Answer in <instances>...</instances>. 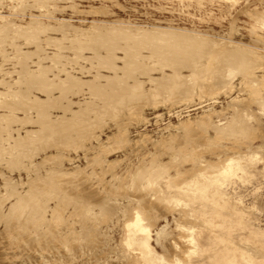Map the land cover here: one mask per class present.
Segmentation results:
<instances>
[{"label":"rangeland","instance_id":"1","mask_svg":"<svg viewBox=\"0 0 264 264\" xmlns=\"http://www.w3.org/2000/svg\"><path fill=\"white\" fill-rule=\"evenodd\" d=\"M1 13L19 27L0 30V264L142 262L126 243V224L137 215L168 256L162 264H264L261 236L250 233L264 235V0H0L3 24ZM66 22L73 24L67 34L48 30ZM33 23L40 25L31 31ZM92 23L203 36L198 45L171 44L175 52L140 41L141 33L73 39V28ZM230 38L244 44L217 51ZM231 46L244 48L236 57ZM230 160L248 166L223 185L226 207L217 206L212 185L207 199L196 198L200 182ZM167 222L158 245L154 232Z\"/></svg>","mask_w":264,"mask_h":264},{"label":"bare ground","instance_id":"2","mask_svg":"<svg viewBox=\"0 0 264 264\" xmlns=\"http://www.w3.org/2000/svg\"><path fill=\"white\" fill-rule=\"evenodd\" d=\"M17 1V0H16ZM48 2V1H47ZM25 3V2H24ZM44 3H46V1L44 2ZM145 3V2H144ZM183 3V2H182ZM59 4V3H58ZM72 4V3H71ZM196 4V3H195ZM31 5V3H29V5L27 6V7H29ZM48 5V4H47ZM52 5H54L55 6V4H52ZM73 5V4H72ZM123 5V4H122ZM168 5V4H167ZM210 6V5H209ZM248 6V5H247ZM31 7V6H30ZM62 7V6H61ZM73 7V6H72ZM71 7V8H72ZM165 7V6H164ZM203 7V6H202ZM219 7V6H218ZM58 8V7H57ZM63 8V7H62ZM76 8V7H75ZM121 8H122V6H121ZM124 8V7H123ZM126 8V7H125ZM224 8V7H223ZM20 10H21V8H19ZM24 9V8H23ZM25 9H26V7H25ZM39 9V8H38ZM55 8H53V10H54ZM78 9V8H77ZM97 9V8H96ZM134 9V8H133ZM203 9V8H202ZM57 10V9H56ZM58 10H61V9H58ZM75 10V9H74ZM95 10V9H94ZM148 10V9H147ZM167 10V9H166ZM22 11V10H21ZM50 11V10H49ZM55 11V10H54ZM212 11V10H211ZM258 11V10H257ZM70 12V11H69ZM101 12V11H100ZM106 12V11H105ZM112 12V11H111ZM187 12V11H186ZM191 12V11H190ZM261 12H263V11H261ZM30 13V12H29ZM40 13H43V12H40ZM80 13V12H79ZM258 13V12H257ZM260 13V12H259ZM6 14V13H5ZM222 14V13H221ZM253 14V13H252ZM1 19H2V21H3V24H0V30L2 29V28H5V27H10V28H12L11 27V24H15L16 22L13 20L12 22H11V24H10V21L9 20H12V19H10V18H8L7 19V16H5L4 15V13L2 14L1 13ZM10 15V14H9ZM217 15V14H216ZM195 16V15H194ZM252 17H253V15H252ZM264 17V16H263ZM237 18V17H236ZM239 18V17H238ZM254 18V17H253ZM257 18V17H256ZM22 19V18H21ZM71 19V18H70ZM129 19V18H128ZM8 20V21H7ZM33 20H34V18H33ZM130 20V19H129ZM220 20V19H219ZM260 20H261V18H260ZM56 21V20H55ZM257 21V20H256ZM35 22H37V20L35 21ZM39 22V21H38ZM61 22V21H60ZM259 22V21H258ZM18 23V22H17ZM17 23H16V25H17ZM31 23V22H30ZM30 23H28V24H30ZM40 23V22H39ZM63 23V22H62ZM61 23V25H60V23H58L59 25H57L56 24V27H55V25H51V26H49V28H48V24L46 25V30H47V28H48V30H50V27L53 29V27L52 26H54V29L56 28V31L58 30V31H60V32H62V33H64V34H67V33H69L70 32V29L69 28H67V26H69L70 24H72V22L71 23H68V22H66V29H65V24H62ZM65 23V22H64ZM69 25H68V24ZM127 23V22H126ZM133 23V22H132ZM260 23V22H259ZM19 24H21V23H19ZM23 24V23H22ZM21 24V25H22ZM41 24V23H40ZM40 24H38V25H40ZM124 24V23H123ZM123 24H111V25H109V24H99V23H92V25H90L87 29H78V28H73L71 31H74L75 33H74V36H73V39L74 38H78V37H82V38H84V40H85V38H89L90 37V39L91 40H95V39H98V38H103V37H106V39H108V38H113L114 40L115 39H118L119 38V36L120 37H125V36H129V37H131L132 35L133 36H135V37H138V35L137 34H140L141 33V35L138 37V38H142V39H139L140 41L142 40V42H144V41H147V39L149 40H151L152 42H155V44L156 43H161V44H164L165 46H169V44H170V46H171V44L173 45V44H178L180 47H181V45H182V47H183V45H184V48H185V45H186V47H187V43H188V47L190 46L189 45V43L191 44V42L190 41H192V42H194L193 40L194 39H196V41H195V45H198V43H200V41H199V39H200V37L201 36H203L202 34L201 35H198V34H200V32H198V31H193V30H188L189 32H187V31H184L183 32V30L182 29H177V28H169V29H166V28H158V29H156V28H130V27H128V28H126V27H124V25ZM20 25V26H21ZM24 25V24H23ZM31 25H32V23H31ZM38 25H37V23H33V26L30 28V26H28L29 27V29H31V31H33L32 30V28L34 27V28H39L38 27ZM50 25V24H49ZM63 25V26H62ZM73 25V24H72ZM18 26V25H17ZM16 26V27H17ZM76 26V25H75ZM156 26V25H155ZM253 26H255V25H253ZM19 27V26H18ZM18 27H17V29H18ZM45 27V26H44ZM69 27H72L71 25L69 26ZM82 28V27H81ZM25 29V28H24ZM28 29V28H27ZM26 29V30H27ZM28 29V30H29ZM41 29H42V27H41ZM45 29V28H44ZM52 29H51V31H52ZM184 29V28H183ZM3 30V29H2ZM35 30V29H34ZM179 30V31H178ZM181 30V31H180ZM187 30V29H186ZM30 31V30H29ZM31 31H30V33H31ZM37 31V30H36ZM36 31L34 32V33H36ZM39 31V30H38ZM41 31V30H40ZM43 31H45V30H43L42 29V31L41 32H43ZM67 31H69V32H67ZM255 31H256V29H255ZM4 32H6V30L4 31ZM21 33H22V31H20ZM46 32V31H45ZM128 32V33H127ZM183 32V33H182ZM192 32V33H191ZM264 32V31H263ZM2 33V32H1ZM185 33V34H184ZM18 34V33H17ZM24 34H27L26 32L25 33H22V35H23V37H25L26 38V36H24ZM124 34H125V36H124ZM257 34V33H256ZM11 35V34H10ZM14 35V34H13ZM32 35H34L33 33H32ZM258 35V34H257ZM1 36V35H0ZM51 36V35H50ZM20 37V36H19ZM35 37V36H34ZM38 37V36H37ZM40 37V36H39ZM49 37V36H48ZM52 37V36H51ZM16 38H18V36L16 37ZM70 38V37H69ZM229 38V37H228ZM1 39V38H0ZM19 39V38H18ZM39 39V38H38ZM37 39V40H38ZM48 39V38H47ZM63 39V38H62ZM79 39V38H78ZM89 39V40H90ZM103 39H105V38H103ZM135 39V38H134ZM193 39V40H192ZM204 40H205V38H203ZM223 39V38H222ZM33 40H35V39H33ZM66 40H67V38H66ZM112 40V39H111ZM160 40H164V42H161ZM224 40H226L225 39V37H224ZM4 41V40H3ZM57 41V40H56ZM99 41H102V40H99ZM109 41H110V39H109ZM132 41V40H131ZM134 41V40H133ZM29 42H31V41H27V43L29 44ZM48 42V41H47ZM52 41H50L49 43H51ZM55 42V41H54ZM78 42H80V41H78ZM114 42V41H113ZM112 42V43H113ZM127 42V41H126ZM139 42V41H138ZM206 42V41H205ZM219 42V41H218ZM217 42V43H218ZM12 43H14V42H12ZM12 43H10V44H12ZM32 43V42H31ZM53 43V42H52ZM91 43V42H90ZM101 43V42H100ZM54 44V43H53ZM56 44V43H55ZM57 44H58V42H57ZM86 44V43H85ZM88 44H89V42H88ZM129 44V43H128ZM149 44V43H148ZM154 44V43H153ZM166 44H168V45H166ZM211 44V43H210ZM213 44V43H212ZM233 45V44H239L240 46H241V44H244L243 42H240L239 40L237 41L236 39L234 40V39H229L228 41H222V42H220V43H218L217 44V46H215L216 48H217V51H218V48L219 49H224L225 50V48H227L228 46L227 45ZM245 44H246V42H245ZM17 45H19V44H17ZM16 44H15V46H17ZM37 45V44H36ZM39 45V44H38ZM51 45V44H50ZM127 45V44H126ZM125 45V46H126ZM131 45V44H130ZM176 45H173V47H175ZM191 45H193V44H191ZM235 45H233V46H235ZM236 45V46H237ZM247 45V44H246ZM2 46V45H1ZM56 46H61V45H55L54 47H56ZM86 46V45H85ZM88 46V45H87ZM89 46H91V45H89ZM95 46V45H94ZM106 46H108V45H105V47ZM114 46H115V44H114ZM158 46H160V45H158ZM162 46V45H161ZM179 46H177L178 48H180ZM212 46V45H211ZM214 46V45H213ZM233 46H231V47H233ZM235 46V47H236ZM245 46V45H244ZM248 46L251 48V49H256V45L255 46H253V45H251V44H248ZM20 47V46H19ZM22 47V46H21ZM103 47V46H102ZM130 47V46H129ZM137 47H139V46H137ZM172 46L171 47H169V50L171 49V48H173ZM194 46H191L190 48H193ZM210 47V46H209ZM235 47H233L234 48V52H235V50H237L238 48H235ZM248 47V48H249ZM3 48H5L4 46H3ZM60 48V47H59ZM62 48H64V47H62ZM79 48H84V47H79ZM93 48V47H92ZM96 48V47H95ZM104 48V47H103ZM108 48H110V47H108ZM184 48H181V49H184ZM216 48H214V49H216ZM233 48H228V49H233ZM240 48H244V47H239V49ZM16 49V48H15ZM97 49V48H96ZM168 49V48H167ZM181 49H179V50H181ZM213 49V50H214ZM238 49V50H239ZM259 49V48H258ZM21 50V49H20ZM20 50L18 51V53L20 52ZM35 50H37V49H35ZM73 50V49H72ZM83 50V49H82ZM109 50V49H108ZM117 50V49H116ZM160 50V49H159ZM165 51H166V48L164 49ZM172 50V49H171ZM171 50H170V52H171ZM179 50H177L176 51V54H177V52L179 51ZM213 50H209L210 51V53H212L213 52ZM242 50V49H241ZM4 51V50H3ZM29 51V50H28ZM34 51V50H33ZM32 51V52H33ZM109 51H112L113 52V50L112 49H110ZM124 51V50H123ZM172 51H174V50H172ZM186 51V50H185ZM226 51H228V50H226ZM230 51H232L233 52V50H230ZM250 51V50H249ZM264 51V50H263ZM6 52H7V50H6ZM16 52H17V50H16ZM24 52H25V50H24ZM37 52V51H36ZM39 52H40V50H39ZM38 52V53H39ZM115 52V51H114ZM175 52V51H174ZM183 53H184V51H182ZM246 52V51H245ZM3 53H5V52H3ZM78 53V52H77ZM214 53H215V51H214ZM237 52H235V54H232V55H237L236 54ZM238 53H240V50H239V52ZM257 53H259V52H257ZM22 54V53H21ZM47 54V53H46ZM166 54H172V53H169L168 51H167V53ZM181 54V53H180ZM222 54V53H221ZM225 54H227V53H225ZM229 54V53H228ZM227 54V55H228ZM231 54V53H230ZM230 54H229V57H231L230 56ZM249 54H251V53H249ZM22 55H24V54H22ZM36 55H37V53H36ZM49 55V54H48ZM58 55V54H57ZM60 55V54H59ZM117 55V54H116ZM192 55V54H191ZM196 55V54H195ZM253 55V54H252ZM25 56V55H24ZM27 56V55H26ZM168 56V55H167ZM213 56V55H212ZM247 56V55H246ZM254 56H256V55H254ZM9 57V56H8ZM7 57V58H8ZM29 57V56H28ZM49 57H51V56H49ZM116 57V56H115ZM146 57V56H145ZM169 57V56H168ZM170 57H172V56H170ZM218 57V56H217ZM234 57V56H233ZM237 57V56H236ZM6 58V59H7ZM23 58V57H22ZM30 58V57H29ZM51 58H53V57H51ZM109 58V57H108ZM117 58H119V56L117 57ZM121 59H122V57H120ZM174 58V57H173ZM212 58V57H211ZM221 58V57H220ZM235 58V57H234ZM12 59H13V57H12ZM50 59V58H49ZM111 59V58H110ZM115 59V58H114ZM113 59V60H114ZM125 59H126V57H125ZM161 59V58H160ZM219 59V58H218ZM236 59H238V58H236ZM253 59V58H252ZM264 59V58H263ZM9 60V59H8ZM109 60V59H108ZM123 60H124V57H123ZM123 60H121V61H123ZM128 61H130L129 59H127ZM127 60H126V62H127ZM135 60V59H134ZM239 60V59H238ZM242 60H244V59H242ZM111 61V60H110ZM223 61H225L224 59H223ZM227 61V60H226ZM236 61V60H235ZM38 62H40V61H38ZM132 63H133V61H131ZM130 62V63H131ZM178 62H180L181 63V61H178ZM209 62V61H208ZM233 63H234V60L232 61ZM239 62V61H238ZM241 62V61H240ZM106 63V62H105ZM137 63V62H136ZM135 63V65H137ZM156 63V62H155ZM171 63H173V61L171 62ZM183 63V62H182ZM200 63V62H199ZM202 63V62H201ZM236 63V62H235ZM38 64V63H37ZM53 64V63H52ZM94 64V63H93ZM134 64V63H133ZM176 64V63H175ZM177 64H179V63H177ZM39 65V64H38ZM37 65V66H38ZM108 65H110L109 63H108ZM172 65V64H171ZM209 65V64H208ZM110 66H112V64L110 65ZM114 66V65H113ZM129 66V65H128ZM127 66V67H128ZM161 66H163L162 64H161ZM180 66V65H179ZM185 66V65H184ZM225 66H226V64H225ZM228 66H230V65H228ZM234 66V65H233ZM235 66H237V65H235ZM245 66V65H244ZM15 67V66H14ZM22 67V66H21ZM115 67V66H114ZM126 67V68H127ZM206 68V67H205ZM38 69V68H37ZM40 69H42V68H40ZM45 68H43L42 70H44ZM48 69V68H47ZM47 69H46V72H47ZM50 69V68H49ZM48 69V70H49ZM118 69V68H117ZM117 69H115V70H117ZM124 69V68H123ZM195 69V68H194ZM204 69V68H203ZM207 69H209V68H207ZM222 69V68H221ZM231 69V68H230ZM31 70V69H30ZM35 70V69H34ZM51 70V69H50ZM202 70V69H201ZM213 70V69H212ZM238 70V69H237ZM18 71V70H17ZM21 71H23V70H21ZM217 71H219V70H217ZM220 72V71H219ZM224 72V71H223ZM43 73V72H42ZM69 73V72H68ZM179 74V73H178ZM42 75V74H41ZM100 75V74H99ZM192 75V74H191ZM210 75V74H209ZM212 75V74H211ZM223 76H224V74H222ZM226 75V74H225ZM184 76V75H183ZM227 76V75H226ZM262 76V75H261ZM42 77V76H41ZM101 78V77H100ZM180 78V77H179ZM184 78V77H183ZM217 78V77H216ZM250 78V77H249ZM93 79V78H92ZM160 79V78H159ZM175 79H176V77H175ZM181 79V78H180ZM246 79V78H245ZM157 80V79H156ZM164 80V79H163ZM158 81V80H157ZM171 81V80H170ZM197 81V80H196ZM57 82V81H56ZM178 82V81H177ZM259 82H261V81H259ZM47 83V82H46ZM233 83V82H232ZM8 84V83H7ZM66 84V83H65ZM91 84V83H90ZM113 84V83H112ZM205 84V83H204ZM226 84H228V83H226ZM230 84V83H229ZM234 84V83H233ZM249 84V83H248ZM252 84V83H251ZM261 84V83H260ZM11 85V84H10ZM52 85H53V83H52ZM51 85V86H52ZM56 85V84H55ZM59 85V84H58ZM58 85H56L57 87H60V86H58ZM60 85H62L61 83H60ZM69 85V84H68ZM88 85V84H87ZM171 85V84H170ZM174 85V84H173ZM176 85V84H175ZM197 85V84H196ZM239 85V84H238ZM262 85V84H261ZM50 86V85H49ZM91 86V85H90ZM93 86V85H92ZM190 86H192V85H190ZM243 86V85H242ZM56 87V88H57ZM177 87V86H176ZM228 87H230V86H228ZM44 88V87H43ZM47 88H49L48 86H47ZM55 88V87H54ZM226 88V87H225ZM19 89V88H18ZM63 89V88H62ZM98 89V88H97ZM162 89V88H161ZM167 89V88H166ZM204 89V88H203ZM227 89V88H226ZM262 89V88H261ZM42 90V89H41ZM44 90V89H43ZM46 90V89H45ZM163 90H164V87H163ZM174 90H175V88H174ZM47 91V90H46ZM166 91V90H165ZM202 91V90H201ZM30 92V91H29ZM42 92H44V91H42ZM186 92V91H185ZM211 92V91H210ZM63 93V92H62ZM176 93V92H175ZM187 93V92H186ZM135 94V93H134ZM180 94V93H179ZM188 94V93H187ZM168 95V94H167ZM177 95V94H176ZM22 96V95H21ZM134 96V95H133ZM180 96V95H179ZM207 96V95H206ZM29 97V96H28ZM132 97V96H131ZM171 97V96H170ZM173 98V97H172ZM38 99V98H37ZM171 99V98H170ZM30 100V99H29ZM28 100V101H29ZM69 100V99H68ZM35 101H36V99H35ZM84 101V100H83ZM68 102V101H67ZM264 102V101H263ZM26 103V102H25ZM137 103V102H136ZM175 103V102H174ZM37 104V103H36ZM71 104V103H70ZM40 106V105H39ZM127 106V105H126ZM37 107V106H36ZM41 107V106H40ZM135 107V106H134ZM5 108V107H4ZM6 108H8V107H6ZM11 108V107H10ZM129 108H130V106H129ZM137 108V107H136ZM141 108V107H140ZM37 109H38V107H37ZM42 109V108H41ZM84 109V108H83ZM132 109V108H131ZM130 109V110H131ZM14 110H15V108H14ZM40 110V109H39ZM240 110V109H239ZM77 111V110H76ZM132 111V110H131ZM134 111V110H133ZM132 111V112H133ZM136 111V110H135ZM134 111V112H135ZM139 111V110H138ZM43 111H41V113H42ZM124 112V111H123ZM5 113V112H4ZM47 114V113H46ZM239 114V113H238ZM1 115V114H0ZM11 115V114H10ZM44 115V114H43ZM42 115V116H43ZM38 116H40V115H38ZM48 116V115H47ZM131 116V115H130ZM37 117V116H36ZM33 118V117H32ZM41 118V117H40ZM35 119V121H37L36 120V118H34ZM33 119V120H34ZM49 119V118H48ZM242 119V118H241ZM244 119V118H243ZM40 120V119H39ZM236 120V119H235ZM2 121V120H1ZM35 121H33V122H35ZM42 122L44 121V118H43V120H41ZM40 121V122H41ZM5 122H7V121H5ZM38 122V121H37ZM36 122V123H37ZM238 123V122H237ZM236 123V124H237ZM38 124V123H37ZM45 124H47V123H45ZM241 124V123H240ZM243 124V123H242ZM245 125V124H244ZM217 126V125H216ZM215 126V127H216ZM232 127H233V125H232ZM244 127V126H243ZM246 127V126H245ZM189 128V127H188ZM241 128V127H240ZM239 128V129H240ZM242 129V128H241ZM1 130V129H0ZM6 130V129H5ZM191 130H193L192 128H191ZM221 130V129H220ZM235 130V129H234ZM237 130V129H236ZM187 131V130H186ZM189 131V130H188ZM198 131V130H197ZM193 132H194V130H193ZM208 132V131H207ZM224 132V131H223ZM226 133V132H225ZM246 133V132H245ZM207 134V133H206ZM220 134V133H219ZM224 134V133H223ZM235 134V133H234ZM241 134H244V133H241ZM200 135V134H199ZM216 135V134H215ZM245 135H247V134H245ZM208 136V135H207ZM217 136V135H216ZM219 136V135H218ZM26 137V136H25ZM24 138V137H23ZM206 138V137H205ZM23 140V139H22ZM197 140V139H196ZM26 140L24 139V141L23 142H25ZM212 141V140H211ZM22 142V143H23ZM201 142V141H200ZM26 145V144H25ZM201 155V154H200ZM197 156V155H196ZM261 158V157H260ZM143 160V159H142ZM198 160V159H197ZM214 161V160H213ZM218 161V160H217ZM235 160H230L229 162H227V163H225L223 166H221L220 165V167H222L217 173H215L214 174V176H212L211 178H209V179H207L206 181H205V183H208V184H205L204 182H200V183H202V184H200V186H197V188H195V189H197V193H196V198H198V199H202L203 197H205L206 199H207V197H206V189H210V188H208L209 186H214V188H215V190H216V192L214 193L215 194V197H219V198H221V202L220 201H215V202H218L219 204H217V206H225L226 204H227V200H226V194L224 193V191H223V185H225V184H227L229 181H230V177H231V175L232 174H234L235 173V168H237L238 170L240 169V170H243V171H246V166H248V164H247V162H248V160H247V162L245 163V164H242L239 160L237 161V164H236V167H234L233 165H232V163L234 162ZM222 162V161H221ZM150 167V166H149ZM167 168V167H166ZM145 169V168H144ZM212 169H215V168H212ZM166 170V169H165ZM196 170V169H195ZM167 172H168V170H167ZM249 172V171H248ZM155 173H156V171H155ZM160 173V172H159ZM161 173H162V171H161ZM201 174H202V172H201ZM245 174V173H244ZM243 175V174H242ZM171 181V180H170ZM172 182V181H171ZM197 182V181H196ZM231 182V181H230ZM177 183V182H176ZM175 183V184H176ZM228 186V185H227ZM191 190V189H190ZM195 191V190H194ZM196 192V191H195ZM194 194V193H193ZM213 194V193H212ZM212 194H211V196H212ZM141 196H143V195H141ZM140 196V197H141ZM174 196H175V194L174 193H168L167 194V198L170 200V199H173L174 198ZM103 198V197H102ZM230 198V197H229ZM100 199H101V197H100ZM232 199V198H231ZM235 199V198H234ZM95 201V200H94ZM203 201V200H202ZM201 201V202H202ZM152 202H154L153 200H152ZM231 202V201H230ZM233 202H234V200H233ZM144 203V202H143ZM147 203V202H146ZM240 203V202H239ZM149 204H151V203H149ZM228 204H229V202H228ZM237 204V203H236ZM145 205V204H144ZM201 205H203L204 206V204L202 203ZM146 206V205H145ZM151 206V205H150ZM212 206H214V205H212ZM217 206H214V207H212L211 209H214V210H216V208H217ZM233 206V205H232ZM240 206V205H239ZM241 206H242V202H241ZM246 206V205H245ZM226 207V206H225ZM244 207V206H243ZM150 208V207H149ZM152 208V207H151ZM235 208H236V205H235ZM240 208V207H239ZM245 208V207H244ZM246 208H248V207H246ZM245 208V209H246ZM229 209V208H228ZM223 209H220V211H222ZM225 210V209H224ZM230 210V209H229ZM248 211H249V208L247 209ZM207 211V210H206ZM219 211V210H218ZM231 211V210H230ZM138 212V211H137ZM232 212V211H231ZM235 214H238V216H239V220L241 219V222H243L244 223V218H243V214L242 213H240V212H236V209H235ZM133 214H135V213H133ZM247 214H249V212L247 213ZM142 217V216H141ZM247 217V216H246ZM245 217V218H246ZM238 219V218H237ZM243 219V220H242ZM248 219V218H247ZM258 219V218H257ZM130 220H132V218H130ZM144 220V219H143ZM235 220V219H234ZM127 221V220H126ZM254 221V220H253ZM202 222V221H201ZM235 222H237V221H235ZM146 223V222H145ZM246 223V222H245ZM250 223H251V220H250ZM254 223V222H253ZM177 224V223H176ZM179 224V226H183L181 223H178ZM177 224V225H178ZM199 224H200V222H199ZM127 225V227L126 228H129V236H127V238H126V243L128 244V245H135L134 246V248L135 249H137V250H139V252H138V254H139V256H140V258H141V261L142 262H139V258H136V264H155L154 263V261H156L158 264H162V263H164V261H166L165 259L168 257H166L165 258V256L162 254V253H160L159 251H157L156 250V248H155V246H154V244L151 242V239L153 238V234L151 233V231L152 230H150L149 228H148V226L147 225H149V223H146V225L145 224H142L141 223V219H140V216L139 215H137L134 219H133V221L132 222H128V224H126ZM201 225V224H200ZM251 225V224H250ZM150 226V225H149ZM188 226V224L186 225V227ZM254 226V225H253ZM188 227H190V229H191V227H192V225L191 226H188ZM152 228V227H151ZM181 228V227H180ZM249 228V227H248ZM251 228V227H250ZM254 228H256V227H254ZM258 229V228H257ZM188 230V229H187ZM259 230V229H258ZM190 231L191 230H189V232L188 233H190ZM251 232V234H253V235H255V236H261L260 238H258L259 240H260V242H262V243H264V235H262V234H260V233H258V231H256V230H254V229H251L250 230ZM261 231V230H260ZM248 232V231H247ZM155 237H154V240L156 241V243L159 245V244H162L163 242V240H164V238L167 236V234L169 233V223L167 222L166 224H164V225H162L160 228H158V229H156L155 230ZM246 235V234H245ZM208 236V235H207ZM246 237H247V235H246ZM250 237V236H249ZM174 238H176V237H174ZM254 238V237H253ZM257 238V237H256ZM257 239V240H258ZM4 241H5V239H3ZM191 241L194 243V246H198L197 244H198V238L196 239L195 237H191ZM8 242V241H7ZM174 242H176V239L174 240ZM179 242V241H178ZM219 242V241H218ZM232 242V241H231ZM233 242H234V240H233ZM1 243V242H0ZM180 243V242H179ZM221 243H222V241H221ZM227 243V242H226ZM250 243V242H249ZM7 244V243H6ZM11 244V243H10ZM171 244V243H170ZM169 244V245H170ZM209 244V243H208ZM251 244V243H250ZM174 245V244H173ZM176 246H178L177 244H175ZM190 245V244H189ZM223 245V244H222ZM259 245V244H258ZM261 245V244H260ZM264 245V244H263ZM10 246V245H9ZM191 246V245H190ZM227 246V245H226ZM130 247V246H129ZM169 247V246H168ZM199 247V246H198ZM208 247V246H207ZM210 247V246H209ZM220 247V246H219ZM171 248V247H170ZM173 248V247H172ZM181 248L183 249V247L181 246ZM232 248V247H231ZM173 249H175V248H173ZM186 249V248H185ZM212 249V248H211ZM2 250V249H1ZM180 250V249H179ZM184 250V249H183ZM187 250H188V247H187ZM196 250V249H195ZM197 250H199L198 248H197ZM212 250H214V248L212 249ZM211 250V251H212ZM222 250V249H221ZM225 250V249H224ZM233 250V249H232ZM246 249L244 248V251H245ZM131 251V250H130ZM177 253H178V248H177ZM175 250H173L172 252L174 253V252H176ZM185 251V250H184ZM190 251V250H189ZM216 251V250H215ZM227 251V250H226ZM231 251V250H230ZM137 252V251H136ZM221 252V251H220ZM245 252H247V251H245ZM184 254L183 252H180V253H178V254H180V255H182V254ZM205 253V252H204ZM221 253H223V251L221 252ZM237 253H239V252H237ZM261 253V252H260ZM0 254H2V253H0ZM216 254V253H215ZM219 254V253H218ZM235 254V253H234ZM233 254V255H234ZM243 254V253H242ZM179 255V256H180ZM240 255H241V253H240ZM248 255V254H247ZM251 255V254H250ZM1 256V255H0ZM9 256V255H8ZM171 256V255H170ZM186 256V255H185ZM184 256V257H185ZM203 256H204V254H203ZM211 256H213V255H211ZM223 256V255H222ZM225 256V255H224ZM3 257V256H2ZM1 257V258H2ZM174 256H172V258H173ZM183 257V256H182ZM187 257V256H186ZM185 257V258H186ZM215 257V256H214ZM218 257V256H217ZM220 258H221V256H219ZM242 257V256H241ZM8 258H10V257H8ZM58 258V257H57ZM176 258V257H175ZM185 258H183V261L185 260ZM211 258V257H210ZM230 258V257H229ZM231 258H233V256L231 257ZM256 258V257H255ZM3 259H5V258H3ZM174 259V258H173ZM233 259H235V258H233ZM238 259H240V258H238ZM242 259V258H241ZM132 260H134V259H132ZM167 260H170V258H168ZM182 260V259H181ZM181 260L180 259H178V258H176V261L175 260H173V261H175L176 262V264H180V263H182L181 262ZM194 260V259H193ZM213 260V259H212ZM218 260H219V258H218ZM232 260V259H231ZM230 260V261H231ZM246 260V259H245ZM253 260V259H252ZM257 260V259H256ZM5 261V260H4ZM172 261V260H171ZM185 261H187V259L185 260ZM209 261H211V259L209 260ZM229 261V260H228ZM239 261V260H238ZM2 262V261H1ZM9 262V261H8ZM133 262V261H132ZM201 262V261H200ZM199 262V263H200ZM243 262V261H242ZM261 262H263V261H261ZM227 263V262H226ZM230 263V262H229ZM234 263V262H233ZM233 263H231V264H233ZM250 263V262H249ZM3 264V263H2ZM11 264V263H10ZM134 264V263H133ZM207 264H209V262L207 263ZM219 264H222V263H219Z\"/></svg>","mask_w":264,"mask_h":264}]
</instances>
